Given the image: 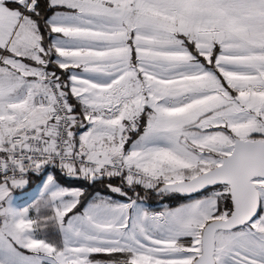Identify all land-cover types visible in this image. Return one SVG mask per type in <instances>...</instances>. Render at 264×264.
Returning <instances> with one entry per match:
<instances>
[{
	"label": "snow or ice",
	"instance_id": "1",
	"mask_svg": "<svg viewBox=\"0 0 264 264\" xmlns=\"http://www.w3.org/2000/svg\"><path fill=\"white\" fill-rule=\"evenodd\" d=\"M0 264H264V0H0Z\"/></svg>",
	"mask_w": 264,
	"mask_h": 264
},
{
	"label": "trees",
	"instance_id": "2",
	"mask_svg": "<svg viewBox=\"0 0 264 264\" xmlns=\"http://www.w3.org/2000/svg\"><path fill=\"white\" fill-rule=\"evenodd\" d=\"M57 175H58V177L62 183H65L67 185L77 184L80 187H83L87 193L91 194L93 192V188L90 187L86 182H84L82 180L76 179V180L68 181L64 178L63 175H61L59 173H57ZM40 180H41V177H39V176H35V175L29 176V184H28L27 188L29 189V188L34 187L38 182H40ZM96 187L102 188L103 185H97ZM141 196H143L144 199L147 200V202H149L150 205H152V206H158L161 203H167V204H169L170 207H174V206H177V204L179 203V201L172 200L171 198H168V197L162 198V197L156 195L154 192H149L146 194L143 191H141Z\"/></svg>",
	"mask_w": 264,
	"mask_h": 264
},
{
	"label": "rangeland",
	"instance_id": "3",
	"mask_svg": "<svg viewBox=\"0 0 264 264\" xmlns=\"http://www.w3.org/2000/svg\"><path fill=\"white\" fill-rule=\"evenodd\" d=\"M62 184L64 186H67V187H80L77 184H72V185H67L65 183H62ZM40 186H41V180L32 188L28 189L27 188L28 185H27L26 188L23 190H16L14 192V195L16 198L17 205L18 206H27V204H30L32 202V199H34L35 197L38 196V189L40 188ZM144 201H145V206L151 208L152 210H160L164 205L169 206V204H167V203H161L158 206H152V205H150L149 202H147V200L144 199Z\"/></svg>",
	"mask_w": 264,
	"mask_h": 264
},
{
	"label": "built area",
	"instance_id": "4",
	"mask_svg": "<svg viewBox=\"0 0 264 264\" xmlns=\"http://www.w3.org/2000/svg\"><path fill=\"white\" fill-rule=\"evenodd\" d=\"M31 176V175H30ZM64 176V175H63ZM64 178L66 179V180H68V181H71V180H76V179H74V178H69V177H67V176H64ZM28 179H29V177H28Z\"/></svg>",
	"mask_w": 264,
	"mask_h": 264
},
{
	"label": "water",
	"instance_id": "5",
	"mask_svg": "<svg viewBox=\"0 0 264 264\" xmlns=\"http://www.w3.org/2000/svg\"><path fill=\"white\" fill-rule=\"evenodd\" d=\"M156 194V193H155ZM157 195V194H156Z\"/></svg>",
	"mask_w": 264,
	"mask_h": 264
}]
</instances>
